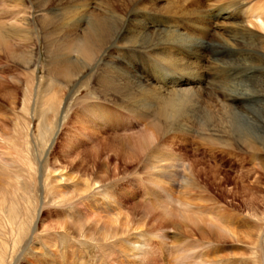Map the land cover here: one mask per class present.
Listing matches in <instances>:
<instances>
[{
    "label": "bare ground",
    "instance_id": "bare-ground-1",
    "mask_svg": "<svg viewBox=\"0 0 264 264\" xmlns=\"http://www.w3.org/2000/svg\"><path fill=\"white\" fill-rule=\"evenodd\" d=\"M14 1L28 11L35 9L39 14L37 16L40 28L44 30V66L47 73L45 88L42 92L43 95H41L42 93L38 90L36 79L37 69L29 72L25 86L23 110L24 113L30 114L31 118L37 119V135L38 138L43 139L46 146L49 143H53L58 131L64 125L65 120L68 119L71 101L83 88L85 89L89 86V76L94 74L95 82L91 86V94L96 95V101L101 100V102L114 107L118 112L143 116L146 120H151V124L147 129L151 132L144 130L147 133L144 135L141 133L143 135L141 138L143 139L140 141V146L137 143L133 144L134 147L140 148L141 153L145 152L148 147L159 139H166L169 135H172V137L175 135L184 137L185 154L184 158H181L182 162L180 164H176L175 161L173 164V160L165 158V154L162 155L160 150H156V148L154 151L150 150L152 151L150 152L151 156L149 157L148 154L146 161L147 164H154V169L157 167L159 170L165 172L164 170L169 171L176 167H183L185 158L187 159L190 156L187 150L185 151V148H191L192 145L189 144H192L193 140H195V144L197 145L204 144L209 149V153H214L209 154V160L197 158L193 155L191 164L185 168L183 167V173H186L183 176L189 181H191L190 179H193V181L195 179H204L207 182L211 181L212 183L221 184L222 179L218 174L220 169L216 166L219 163V159L217 158L218 154L215 152L218 151L245 152L246 154L249 153L255 156L253 159L255 160L256 158V162L258 163L264 160V45L262 46L261 41L263 40V36L248 28V22L244 20L248 8L244 0H229V5L212 7L205 11L206 17L215 19V21L219 22L220 26L222 25L223 29L225 27L229 29L226 34H215L216 39L215 42H211L212 44L205 43L203 37L192 35L191 25L193 26L194 24H191L193 22L191 20L184 21L187 25V31L183 35L179 34V32H174V30L171 31L173 26L167 25L165 22L152 24L153 21H144L182 20L190 16H200L204 12L200 2L197 0H170L166 5L162 6L159 5L162 0H99L100 2L98 1L97 3L92 2L93 0ZM61 4L64 6L62 10L53 8L52 10L50 8ZM92 4L97 7H94ZM30 13H23L24 15H22L21 19L17 20L18 22L15 25L11 24V27L0 26V53L17 61L26 70L30 66L36 65L40 60L31 43L34 35L30 34V29L33 33L35 29L33 28V23H31L33 12ZM28 42H30V46ZM171 43L180 44V47H185L188 52L194 50V47L201 49L203 52L209 50L208 52L212 54L213 61H216L214 63L222 66L221 70L215 73L214 81L209 83L205 81L204 77L193 78L191 73L194 71V68L190 66L191 63L190 65L185 64L181 67V70L188 76V80H184L183 83L190 85L191 88L179 89V85L182 82L180 78L176 77L171 78V80L167 79L165 83L166 89H161L151 85H144L140 80L130 78L127 71L117 66V56L122 51L130 53L133 51L142 55ZM28 48L29 51H26ZM131 54L130 56H132ZM161 60L167 61L169 68L176 66V64L170 62L168 59L161 58ZM148 67V63L141 64L142 69ZM174 74L176 75V73ZM16 82L18 83L16 84V89H20L22 82L20 80ZM191 83H196L198 91L191 86ZM54 86L63 93L61 96L57 97L55 93H51L52 91L50 90ZM207 88L208 91H206ZM38 101H40V104ZM77 102L75 103L72 118L68 119L72 128L82 127V133L79 134H84L85 136L88 132L95 134L101 132V128L108 122V118L101 120L102 117L100 116H103V114L96 116L95 112L93 113L92 110L87 108L80 113L77 108L78 106L76 107ZM48 135L52 136V138H47ZM51 147L50 145L47 147L45 155ZM122 149L118 146L106 145L100 148L97 146L92 151L91 157L85 154L82 156L78 155L79 158L74 160L75 162L70 161L64 166L56 162L60 167L58 169L60 171L58 173L59 180L53 181L51 178L52 181H49L48 178L43 179V176L40 174L39 188H46L48 191L50 188H53L54 190L59 183L64 185L67 183V180H74V178L65 177L62 174L63 171L75 170L76 174H81L77 180H80V178L85 176V173L90 171L89 176L92 179H87L85 188L72 190V193L65 197H70L71 201L74 199L72 202L69 201V204L90 199V203L94 205L92 207L101 209L102 205H97L98 200L92 199L96 197L95 195L100 194L98 193L97 185L103 186V184L105 185L109 181L116 182L119 180V177L115 174L116 170L109 178V174H107L108 164L104 163L108 159L100 163L99 154H103L104 152L108 157L114 156L127 164H132L137 160L138 154ZM87 154L89 155L90 153ZM97 163H100V165L97 166ZM97 167H100L98 168L99 170H104L102 181L100 179V181H93L92 171L97 170ZM104 167L105 169H102ZM260 171L264 174V170ZM168 174L169 176L176 175L174 171H170ZM168 177L166 175V178ZM258 178H255L256 182ZM3 185L0 189L3 188ZM9 185V189L5 192L0 191V210L2 208L1 213L3 214L4 224L9 225L15 231H13L15 235L14 242L20 245L22 237L28 230L29 221L24 211L26 204V207H28L30 203V193L21 192L23 186L14 188L11 187L12 185ZM62 194L67 195L68 193ZM62 194L60 192V195ZM227 195L234 198L238 196L242 197V203L248 213L254 214L258 212L260 210L259 205H264V197L249 196L245 193L232 190L227 191ZM21 200H23V204H21ZM101 201L102 207H106L108 210L113 207L111 206L113 203L116 204L112 195H107ZM4 204L6 205L4 206ZM169 210L165 204L142 205L135 203L131 206L130 212L123 213L122 215L120 213H114L115 215L113 216L108 214L107 217L101 216L97 219L88 220L86 224L81 223L82 225H79L77 220L76 223H71L72 227L68 226V228L70 227V231L74 229L71 232L80 238L93 240L94 242L99 241V243L105 244L108 240L121 238V235L124 236L126 233L138 230V227H145L148 216H154L155 213L158 216L157 218L170 215L172 211ZM40 211L41 208L38 214H36V219H38ZM136 212L139 214L143 213L141 219L135 217ZM186 216L189 215H183V220L185 221L187 218L184 217ZM36 224L37 222L31 226L32 235L35 232ZM60 225L57 228L65 227L64 225ZM50 228L52 227L50 226ZM43 231V233H46L45 230ZM210 232L213 233L212 230ZM197 233L203 234L201 230L197 231ZM225 233L227 236H222L218 233L214 234L213 237L219 242L227 238L241 241L244 237L242 233L233 231ZM32 238L34 237L28 239L27 246H29ZM79 241L77 240V242ZM135 241L136 238L130 242V246L132 247L126 249L131 251L130 253H133L134 256L138 255V257H142L143 253H145L144 249H142L143 251L140 248L134 249L136 247ZM147 243L148 240L146 239L142 241L143 246L148 245ZM2 247L0 245V264H4Z\"/></svg>",
    "mask_w": 264,
    "mask_h": 264
},
{
    "label": "rangeland",
    "instance_id": "rangeland-1",
    "mask_svg": "<svg viewBox=\"0 0 264 264\" xmlns=\"http://www.w3.org/2000/svg\"><path fill=\"white\" fill-rule=\"evenodd\" d=\"M98 1L99 0H93L92 2L97 3ZM169 1L170 0H162L159 5H166ZM197 1L200 2L204 12L200 16H190L182 20L144 21H153L152 24L165 22L167 25L173 26L171 31L174 30V32H179V34L183 35L186 34L187 31L186 20H191L193 21L191 24H194L193 26L191 25L192 35L203 37L205 43L208 42L212 44L211 42H215L216 39L215 34H226L229 29L228 27L223 29L222 25L220 26L219 22L215 21V19L206 17L205 11L212 7L229 5L230 1ZM244 1L248 8L244 20L248 22L247 25L250 30L263 36V40H261L263 46L264 0ZM92 5L97 7L94 4ZM50 8L62 10L64 6L61 4ZM27 12H33V20L31 23H33L35 32L33 33L30 29V34L34 35L31 43L34 46L33 49H35L39 55V62L26 70L25 67L17 61L0 53V187L4 184L0 191L5 192L9 189V184V186L12 185L11 187L14 188L23 186L21 192L30 193V203L28 207L31 209L26 207V204L25 211L23 210L24 213L26 212L25 216L28 217L29 224L28 230L19 243L20 245L14 242L15 231L11 229L9 225L4 224L3 214L1 213L2 208L0 210V224L2 223V225H0V245L3 246L4 264H264V205H259L260 210H258V212L254 214L248 213L242 203V197L238 196L234 198L227 195V191L232 190L245 193L249 196L264 197V174L260 171L264 170V160L258 163L256 162V158L255 160L253 159L255 156L249 153L246 154L245 152H231L230 150L224 152L218 151L215 152L218 154L217 158L219 159V163H217L216 166L220 169L218 174L222 179L220 182L221 184L212 183L211 181L207 182V180L204 179H195L194 181L190 179L191 181H189L183 176L186 175V173H183V167L185 168L187 165H190L194 156L209 160V154L214 153H209V149H207L204 144L197 145L195 144V140H193L192 144H189L192 145V147L185 148V151L187 150L190 156H186L187 159L185 158L183 162L184 165H182L183 167L176 165L179 168L176 167L169 171L167 170L168 172L166 170L163 172L157 167L154 169V164H151L152 166L150 163L147 164L146 156L149 154L150 157V152L154 151L155 148L156 150H160L162 155L165 154V158L173 160V164L175 162L176 164L182 162L181 158H184L185 154L184 137L181 135H175L173 137L172 135L166 136V139H159L148 147L145 152L141 153L139 150L140 148H137V146L134 147L133 144L137 143V145L140 146V141L143 139L141 137L147 133L144 132V130L146 131L148 129L151 120H146L143 116L118 112L109 104L103 103L101 100L96 101V95L91 94V86L95 82L94 74L89 76V86L85 89L83 88L75 95L73 101H71V110L69 111L68 119L72 118L75 103L78 101L76 107L78 106L77 108L80 113L87 108L92 110L93 113L95 112L94 114L96 116L103 114L104 117L100 116L102 117L101 120L108 118V122L101 128V132L97 131L98 133L96 134L88 132L85 136L84 134H79L82 133V127H77V130L73 129L71 124H69V120L66 119L53 143H49L52 147L45 155L49 145L46 146L43 139L41 140L38 138L36 130L37 119L31 118L29 116L30 114L24 113L23 110L28 73L37 69L36 79L38 82V90L42 93L45 88L47 73L44 66V30L40 28L41 26L38 20L39 14L35 9H30L28 11L14 0H0L1 27L7 28L15 25L16 22H18L17 20H20L22 15ZM28 45L30 46V42H28ZM26 51H29V48L26 49ZM208 51L209 50L203 52L201 49L194 47L191 53L188 52L185 47H180V44L177 43L160 46L142 55L133 51L131 52L132 54L127 51H122L118 53L117 66L127 71L130 78H135L138 81L140 80L144 85L166 89L165 83L167 79L171 80V78L177 77L180 78L182 82L179 85V89L189 88L190 85L183 83L184 80H188V76L181 70V67L185 64L190 65L192 63L190 66L194 68V71L191 73L193 78L204 77L205 81L209 83L214 81L215 73L221 70L222 66L214 63L216 61H213L214 59L211 57L212 54ZM130 54L132 56H130ZM161 58L168 59L170 62L176 64V66L169 68L167 66L168 62L161 60ZM142 63H148L149 67L142 69ZM174 73H176V75ZM17 80L25 83H23V85L21 83L20 89H16V84H18L16 82ZM191 86L198 91L196 83H191ZM50 91H52L51 93H55L57 97L63 94L55 86ZM206 91H208V88ZM41 95H43V93ZM84 98L87 99L86 101L88 103ZM39 102L40 101H38V103ZM47 138H52V136L48 135ZM106 145L118 146L123 148L122 150L138 154L137 160L132 164L123 163L121 159L114 156L108 157L104 152L103 154H99L100 163L108 159L104 163L108 164L107 174H109V178L116 170L115 174L119 177V180L116 182L109 181L105 185L103 184V186L97 185L98 193L100 194L92 198L98 200L97 205L103 206L101 199L107 195H112L116 204L113 203L111 205L113 207L109 210L102 206L101 209H95L92 207L94 205L90 203V199L69 204V201L72 202L74 199L71 201L70 197H65L69 196L72 190L85 188L87 179H92L89 176L90 171L85 173V176L80 178V180H77L81 174H76L74 172L75 170H66L63 171L62 174L65 177L74 178V180H67V183L64 185L59 183L54 190L53 188H50L51 190L49 189V191L46 188H39L40 174L43 176V179L48 178L49 181L59 180L58 173H60V171L58 169L60 167L56 162L64 166L70 161L75 162L74 160L84 154L91 157L93 154L92 151H94L97 146L100 148ZM87 153H90V156ZM239 158H242L244 162L242 159L239 160ZM100 163H97V166L100 165ZM98 168L100 167L92 171L93 181H100L103 178L104 170L102 171ZM102 169H105V167ZM170 171H174L176 175L169 176L168 173H170ZM98 175L100 178L97 177ZM166 175L169 177L166 178ZM255 178H258L257 182ZM60 192L61 194H68L60 195ZM21 201V204H23V200ZM135 203H140L142 205L165 204V206L170 209L169 211L172 212L171 214L169 213L170 215L164 216L163 218H157L158 216L156 213L154 216H148L145 227H138V230L126 233V236L121 235V238L108 240L105 244L101 242L100 244L99 241L94 242L93 240L80 238L78 235H74L75 233H72L74 229L71 230L72 232L70 231V227H72L71 223H76L77 220L79 225H82L81 223L86 224L88 220L97 219L101 216L107 217L108 214H111L110 216L115 215L114 213H120V215H122L123 213L130 212L131 206ZM5 205L6 204H4V206ZM40 208V214L38 219H36V214H38ZM26 209H29V212ZM23 211L21 212L23 213ZM142 214L143 213L139 214L136 212L135 217L141 219ZM184 214L189 215L184 217L188 219H186V221L183 220ZM2 219L3 221H1ZM35 221L37 222V230L35 228V232L32 235L31 226L36 223ZM59 225H64L65 227L59 229L57 228ZM50 226L52 228H50ZM68 226L70 227L68 228ZM43 230H45L46 233H43ZM199 230L202 231V235L197 233ZM210 230H212L213 233H211ZM227 231L242 233L244 236L243 240L235 241L227 238L219 242L216 238L214 239V234L219 233V235L227 236L225 233ZM30 237H34L30 244L34 243L27 246L26 244ZM134 237L136 238V247H134V249H144L145 253H143L142 257H138V255L134 256L133 253H130L131 251L126 249L132 247L130 246V242L135 239ZM145 239L148 240V245L143 246L142 241ZM77 240L81 242H77ZM15 243L17 249L15 248Z\"/></svg>",
    "mask_w": 264,
    "mask_h": 264
}]
</instances>
